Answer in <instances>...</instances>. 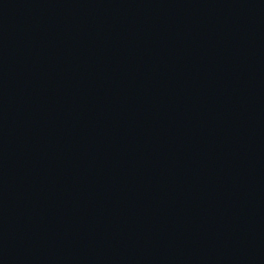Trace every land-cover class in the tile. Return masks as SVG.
I'll return each instance as SVG.
<instances>
[{
	"label": "water",
	"instance_id": "obj_1",
	"mask_svg": "<svg viewBox=\"0 0 264 264\" xmlns=\"http://www.w3.org/2000/svg\"><path fill=\"white\" fill-rule=\"evenodd\" d=\"M0 264H264V0H0Z\"/></svg>",
	"mask_w": 264,
	"mask_h": 264
}]
</instances>
